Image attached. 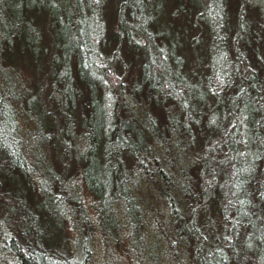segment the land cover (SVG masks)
Segmentation results:
<instances>
[{
  "label": "trees",
  "instance_id": "1",
  "mask_svg": "<svg viewBox=\"0 0 264 264\" xmlns=\"http://www.w3.org/2000/svg\"><path fill=\"white\" fill-rule=\"evenodd\" d=\"M174 1L204 72L165 0H0V264H91L95 239L144 264L151 229L169 264H264V0Z\"/></svg>",
  "mask_w": 264,
  "mask_h": 264
},
{
  "label": "rangeland",
  "instance_id": "2",
  "mask_svg": "<svg viewBox=\"0 0 264 264\" xmlns=\"http://www.w3.org/2000/svg\"><path fill=\"white\" fill-rule=\"evenodd\" d=\"M164 7L163 9L158 13V19H157V24L158 27L161 28L165 33H166V38L169 41L170 39H175L176 35L181 33L183 36L186 35V38L188 40V46L190 49V53H191V59H192V63L194 62L196 65V68L198 69V71L200 72H204L205 67L211 62V51L209 50V48L206 46L208 43L207 40V35L206 33L202 32V28L199 27H194V26H190L189 23L187 22V15L184 13H180L178 18H171L170 13L175 11V10H179L178 8V3L175 2L174 0H165V4H163ZM30 15L31 16H35L31 11H30ZM50 19L53 17L51 14L47 15ZM37 16H35L36 18ZM42 17H37L35 19L34 22H37V26L43 30L45 27L49 26L46 28V35L48 37L46 43L42 42V46H52L54 49L57 46L56 41H54L55 39L53 38L54 36V32H53V27L51 26L52 21L50 20L48 24H46V22H41ZM65 19V18H64ZM62 19V20H64ZM194 19V17L192 18ZM37 20V21H36ZM201 25V22H199ZM26 29L29 30V21L26 22ZM47 25V26H46ZM66 24H64L65 26ZM56 26V24H55ZM55 31V30H54ZM199 35V39L198 41H195V39L197 38L196 36ZM50 42V43H49ZM129 55V53H128ZM132 55V53L130 54ZM131 60H135L134 64L137 63V57L134 55L131 56L130 58ZM20 66H23V64L26 67V73L28 74V79L29 80H37L36 77V66L38 65V68L41 69V63H39L38 61L33 60L30 56H28V54H24V56L20 59ZM136 68V66H135ZM39 74H42L41 71H38ZM99 125V124H98ZM174 139L177 138L176 135L173 136ZM173 137H171V139H173ZM174 142V140H173ZM175 143V142H174ZM159 146L162 147L161 148V152L163 155H166L168 152L165 149V144L160 142ZM159 146H158V150H159ZM172 152L173 154H177L178 152L176 150L173 149V145H172ZM182 154V153H181ZM77 155V153H76ZM75 155V156H76ZM183 155H181L178 159L182 158ZM186 156V154H185ZM188 158V157H187ZM98 160V159H94ZM183 161V159H182ZM73 234V231L70 230L68 231V236H71ZM145 241H144V248L149 252V254H151V257H147L143 260L144 264H169V254L166 252L165 249L162 248V244L163 242H159L161 241L160 238L156 235V233L151 229V232L145 231ZM98 237V236H97ZM95 248H96V254L95 257L93 259V261L91 262V264H109L108 260H105V253H103V245L100 242V239H95ZM67 243H69V241H67ZM121 248V246H120ZM115 254L119 255V256H113V257H108L110 258L109 260L112 261L110 264H130V262L128 261L129 259L123 257L121 258L122 260H120V254L118 252H114ZM123 256V255H121ZM107 257V256H106ZM153 259V260H152Z\"/></svg>",
  "mask_w": 264,
  "mask_h": 264
}]
</instances>
